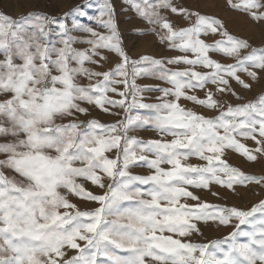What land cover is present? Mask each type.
<instances>
[{
    "label": "snow or ice",
    "instance_id": "6c2138e0",
    "mask_svg": "<svg viewBox=\"0 0 264 264\" xmlns=\"http://www.w3.org/2000/svg\"><path fill=\"white\" fill-rule=\"evenodd\" d=\"M128 2L150 26L136 34L176 54L131 56L111 0L94 16L91 0L59 17L0 11V264H264V198L241 207L201 195L264 192V174L228 158L264 159V92L231 102L244 101L233 82L251 90L264 76V46L173 0ZM228 4L264 33V0ZM141 76L160 83L141 87ZM213 224L233 230L193 239Z\"/></svg>",
    "mask_w": 264,
    "mask_h": 264
},
{
    "label": "rangeland",
    "instance_id": "374dc122",
    "mask_svg": "<svg viewBox=\"0 0 264 264\" xmlns=\"http://www.w3.org/2000/svg\"><path fill=\"white\" fill-rule=\"evenodd\" d=\"M84 0H0V11H5L13 17H19L22 14H27L31 11H38L47 13L53 16H62L63 13L69 11L72 7H75L77 4H83ZM99 0H91L92 7L86 9L89 16H94L97 13L96 4ZM174 3L187 7L190 9L198 10L202 14H208L219 18L227 28V30L237 36L247 38L254 46H264V33L261 32L259 26L253 25L250 21L247 20L239 11L232 9L228 0H173ZM236 2V0H233ZM115 11V19L119 26L121 37L123 39V44L125 49L133 57H138L141 54H150L156 57L174 55L176 53L169 52L164 46L160 45L155 37V35H137V31H142L143 29L150 27L147 25L146 21L138 17L135 10L131 7L128 0H111ZM162 14L168 15L171 20H173L178 25H183L185 22L180 19L177 15L170 14L167 10H162ZM83 19V18H81ZM84 23L91 24L93 27L96 25L87 19H83ZM71 24V20H69ZM98 31H103V29H97ZM75 34V33H74ZM83 35V34H80ZM77 47H86V45L80 44ZM214 58L223 60V57L215 56ZM110 63L105 65V68L114 66L117 61L115 54L109 56ZM231 62V61H228ZM137 85L141 87H152L155 84L160 83L157 80H154L149 76H141L136 79ZM251 90H243L242 88L235 85L233 86L238 94L244 97V101H237L234 98L231 100L232 103L246 102L248 100H253L258 97L262 92H264V76L256 82H251ZM198 95H203V92L197 90ZM145 102H155V98L159 95L155 91H145L143 93ZM192 107L190 103L187 105ZM116 111H119L117 109ZM135 114V111L133 112ZM214 115L215 113H206ZM94 115L101 119L102 122L111 123L116 117L105 114L99 111L94 112ZM138 134L143 138H151L155 136V133L151 130L146 129H137ZM251 144V141H247ZM228 158L230 163L235 166H239L242 170L256 174H264V159H258L256 162H246L238 154L229 152ZM137 173L143 174L146 169H134ZM90 186V185H89ZM91 187V186H90ZM96 191H102L94 189ZM220 191L222 194V199L212 195V192ZM239 195L231 192H224L219 189L218 186L212 185L211 191L204 190L201 192V195L204 199H207L209 202L213 203H226L228 205H237L241 207H251L254 202H257L259 199L264 198V192L261 191L255 185H251L247 188L237 187L236 190ZM256 193H259L257 195ZM74 202L80 204L83 208L85 205L83 202L74 199ZM89 207H94L95 205L89 204ZM247 228V226H242ZM204 236H194L193 239L200 240H211L219 239L226 236L230 231L233 230L232 226L229 227H217L215 224L211 226L201 225Z\"/></svg>",
    "mask_w": 264,
    "mask_h": 264
}]
</instances>
